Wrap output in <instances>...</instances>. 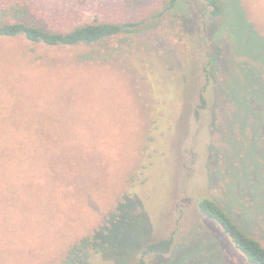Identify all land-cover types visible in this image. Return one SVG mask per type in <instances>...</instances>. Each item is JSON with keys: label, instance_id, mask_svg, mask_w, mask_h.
<instances>
[{"label": "rangeland", "instance_id": "rangeland-1", "mask_svg": "<svg viewBox=\"0 0 264 264\" xmlns=\"http://www.w3.org/2000/svg\"><path fill=\"white\" fill-rule=\"evenodd\" d=\"M35 1L63 29L143 25L95 47L0 36V264H61L125 197L111 258L89 264L168 238L176 264H253L198 203L264 245V0H238L252 26L232 2L212 20L183 0L173 25L170 0Z\"/></svg>", "mask_w": 264, "mask_h": 264}, {"label": "trees", "instance_id": "trees-1", "mask_svg": "<svg viewBox=\"0 0 264 264\" xmlns=\"http://www.w3.org/2000/svg\"><path fill=\"white\" fill-rule=\"evenodd\" d=\"M183 0H170L164 11L158 16L173 12V18L168 24H176L178 19V8ZM200 5L202 16H208L212 20L225 19L226 11H234V8L239 11V17L245 10L238 0H195ZM234 4V8L231 4ZM49 15V16H48ZM40 16V17H39ZM157 16V17H158ZM64 16L63 18H65ZM187 15H183L182 26L187 23ZM62 15L58 11L47 13L40 8L35 0H6L0 1V36L16 37L24 36L27 40L33 43H43L47 46H107L108 42L122 34L131 36L134 32L140 29L143 22H126V23H111L91 21L82 24L71 25L68 29H63L59 24L66 20H60ZM62 18V19H63ZM245 20V21H244ZM249 25H253L246 16L243 19ZM124 40V39H123ZM83 60H93L92 54L85 53L82 55ZM214 63L212 59L211 64ZM206 76L211 77L212 68H205ZM203 98L205 99V95ZM129 197H125V201L118 203L116 212L111 214L107 221V225L100 228L94 235H85L75 241L67 249L66 256L61 264H89L92 256V250L97 253L106 254L112 252L110 249L115 244L109 235L117 225L123 213L122 206L127 204ZM201 213L210 219L216 221L223 231L232 239V242L253 264H264V245L256 237L250 235L234 218L233 216L217 201L204 197L198 203ZM142 246V245H141ZM140 246L135 248L134 253L139 250ZM173 240L171 238L150 241L140 250L139 258L132 261V251L126 252L124 261H118L116 264H176L175 257L171 256L165 259V255L173 251ZM154 256L149 261V256ZM173 255V254H172ZM105 258H111L110 255H103ZM131 259V260H130ZM183 264H189L192 259L185 254L181 256ZM194 259V258H193Z\"/></svg>", "mask_w": 264, "mask_h": 264}]
</instances>
